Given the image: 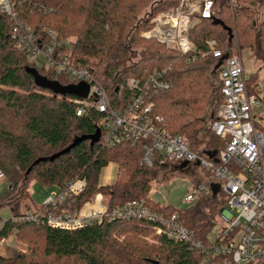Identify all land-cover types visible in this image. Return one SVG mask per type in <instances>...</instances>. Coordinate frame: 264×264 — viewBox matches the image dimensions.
<instances>
[{
  "label": "trees",
  "instance_id": "1",
  "mask_svg": "<svg viewBox=\"0 0 264 264\" xmlns=\"http://www.w3.org/2000/svg\"><path fill=\"white\" fill-rule=\"evenodd\" d=\"M239 2L243 6L242 2L249 0ZM178 5L179 0H27L17 6V13L38 36H44L49 28L59 39L68 40L72 50L66 51L72 64L89 69L104 85L114 105L136 94L127 85L129 78L144 84L152 75L165 72L171 88L154 95L155 114L163 117L167 131L189 140L193 151L215 158L225 149L227 141L216 136L210 125L206 127V116L209 114L211 124L224 96L217 59L204 54L209 51V40H216L217 47L224 52L230 51L231 45L228 31L214 21L221 20L231 28L242 51L264 52V38L257 44L253 11L241 5L233 7L227 0H215L212 19H194L188 32L192 51L184 56L142 36L153 26V17ZM11 32L10 18L0 11V172L8 181L0 208L8 206L13 216L21 215L20 207L23 199L29 197L31 179L63 190L70 180L79 178L87 182V188L76 199L78 208L98 193L103 195L109 210L141 200L155 210L177 212L197 238L206 239L224 198L206 195L185 210L161 205L150 193L162 157L158 154L152 167L141 166V144L125 142L108 147L98 142L91 146L90 140H85L54 161L35 163L65 149L76 137L94 134L101 115L91 108L87 116H78L76 96L55 95L38 87L26 71L27 66H32L27 54L11 38ZM139 49L146 55L131 67L123 68V61ZM38 70L50 80L70 84L54 69ZM258 83L256 75L250 77V93L257 92ZM256 126L264 137V128L258 122ZM201 131L206 132L208 140L206 147L197 150L195 145L204 142L197 140ZM109 163L122 167L127 180L101 185V172ZM13 230L17 241H27L29 233L43 237L44 259L35 264H51L52 258L77 260L79 264H199L202 258L200 252L190 250L184 243L157 236L150 223L139 220L105 219L102 223L69 229L7 219L0 237L9 236ZM150 232L158 239L157 243L146 239ZM16 258L24 263L28 256L19 254ZM8 261L0 254V264Z\"/></svg>",
  "mask_w": 264,
  "mask_h": 264
},
{
  "label": "built area",
  "instance_id": "2",
  "mask_svg": "<svg viewBox=\"0 0 264 264\" xmlns=\"http://www.w3.org/2000/svg\"><path fill=\"white\" fill-rule=\"evenodd\" d=\"M26 1L0 0V11L12 22L11 38L25 51L32 67L54 69L69 79L70 84H90L88 97L75 99L77 115L87 116L91 108L100 113L99 142L108 147L125 142L141 144L143 167H152L158 154L162 157L161 165L198 166L207 174L209 183L199 186L196 193L187 194L184 202L191 203L198 195L200 198L213 195L211 184L217 183L220 186L217 195L224 198L225 204L219 212L220 226H215L216 220L203 240L181 222L177 212L155 210L141 200L109 210L99 193L78 208L76 199L86 190L87 182L76 178L63 190L52 192L39 209L2 218L0 233L7 219L69 229L102 223L105 219L139 220L150 223L157 236L184 243L190 250L200 252L199 264H264V137L256 126L254 113V108L264 105L261 95L264 80L257 84L256 93H250V77L241 56L231 50L222 51L216 40L207 42L209 51L204 55L211 54L217 63L228 54L218 68L224 102L210 124L212 132L226 140L227 145L219 156L210 158L193 151L184 137L167 131L163 117L155 114L154 95L171 88L165 72L152 75L144 84L129 78L127 85L136 94L114 105L104 85L89 69L72 64L66 51L72 50L68 40L59 39L49 28L45 29L44 36H38L18 17L17 6ZM213 6L214 0H179L175 9L153 17V26L142 36L155 39L184 56L192 51L188 32L194 19H212ZM15 233L13 230L9 236L0 237V247H16Z\"/></svg>",
  "mask_w": 264,
  "mask_h": 264
},
{
  "label": "rangeland",
  "instance_id": "3",
  "mask_svg": "<svg viewBox=\"0 0 264 264\" xmlns=\"http://www.w3.org/2000/svg\"><path fill=\"white\" fill-rule=\"evenodd\" d=\"M232 51L233 53H236V50H234V48L232 49ZM145 55L146 53L143 52L141 49L132 51L130 57L123 61V68L131 67L133 64L140 61L141 58H143ZM240 55L244 63L246 74L249 77L256 75V79L259 82L264 80V52L261 49H257L256 51L245 49ZM215 83L218 84V81L216 79ZM261 95L264 97V93H261ZM254 113L256 115V121L261 125V128H264V105L261 107L254 108ZM206 117V127L209 128V114ZM205 134V131H201L198 134V142H200V140H203L204 142L195 145L194 149L201 150L206 147L208 139L207 137H205ZM116 165L118 167L117 178L112 183L118 180H127L128 175L126 174V171L118 164ZM111 170V166H107L104 168L103 172ZM207 183H209V178L207 177V174L198 166L191 164L187 168H180L175 164H162L157 169V176L152 182V190L150 195L155 201L159 202L161 205L170 204L175 209L185 210L190 207L195 201H199L200 197L198 195L196 199L191 203H185L183 198L189 193H196L198 191L199 186L205 185ZM7 188L8 181L6 179V185H1L0 187V202L5 201L2 199H4L3 197ZM56 189V187L44 185L35 179H31L28 183L29 197H25L23 199L20 210L26 212L29 210H33L37 206L43 205L46 202L47 198L50 196V194ZM12 215V211L8 206H3L2 208H0L1 218L9 217ZM219 215L220 214H218L217 216V223L215 226H220ZM26 237L27 241H17L15 239L16 247H13L12 245L0 247V254L5 258L9 259V261L4 264H35L34 262H36L37 260L43 261V237L40 234L31 233L26 234ZM146 239L149 243H157L158 241V239L154 236L152 232H150V234L146 236ZM31 242H33V244ZM32 250H34V252H32ZM19 254H24L28 256L24 263H22L16 258ZM33 254H36L35 259L33 257ZM49 261L51 264H79L77 260L71 259L57 260L55 258H52Z\"/></svg>",
  "mask_w": 264,
  "mask_h": 264
},
{
  "label": "water",
  "instance_id": "4",
  "mask_svg": "<svg viewBox=\"0 0 264 264\" xmlns=\"http://www.w3.org/2000/svg\"><path fill=\"white\" fill-rule=\"evenodd\" d=\"M214 22L217 24L223 25V27L231 34V28L224 25L221 20H215ZM227 57H228V54H226L223 59L219 60L216 67L219 68L223 60ZM26 71L34 77L35 83L38 87L50 90L55 95H62V96L74 95L78 98H87L89 95L90 84H88L87 82L63 85L59 81L50 80L46 76H43L42 74H40L39 70L35 67L27 66ZM100 138H101V129L98 127L94 134L76 137L74 141L65 149L61 150L58 153L53 154L50 157L39 158L38 160H36L35 163L54 161L60 156L69 153L73 148H75L77 145H79L81 142L85 140H90L91 146H94L96 143L100 141ZM186 165H187L186 163H183L181 166L184 167ZM196 165H199V162H197ZM211 189H212L213 195L215 196L218 194L220 190V186L217 183H212Z\"/></svg>",
  "mask_w": 264,
  "mask_h": 264
},
{
  "label": "flooded vegetation",
  "instance_id": "5",
  "mask_svg": "<svg viewBox=\"0 0 264 264\" xmlns=\"http://www.w3.org/2000/svg\"><path fill=\"white\" fill-rule=\"evenodd\" d=\"M231 6H240L239 0H227ZM215 3V0H214ZM243 6L251 11H253V20H252V26L256 31V40L257 44H260V41L264 38V0H249V2H242ZM214 7V6H213ZM228 41L231 45L230 49L234 48L236 50V53L239 55L242 53V50L240 49L238 45V38L236 34L231 30V34L228 32ZM241 56V55H240Z\"/></svg>",
  "mask_w": 264,
  "mask_h": 264
},
{
  "label": "crops",
  "instance_id": "6",
  "mask_svg": "<svg viewBox=\"0 0 264 264\" xmlns=\"http://www.w3.org/2000/svg\"><path fill=\"white\" fill-rule=\"evenodd\" d=\"M108 166H111L112 170L111 171H106V172H103L104 169L102 170L101 175H100V184L101 185L110 184L114 180H116V178H117V171H118L117 165L114 164V163H109ZM177 166L180 167V168H187L189 165L182 167L180 164H178ZM201 174H202V172H201ZM1 185L2 186L6 185V179L2 175V173L0 172V187H1ZM5 218H7V217H5Z\"/></svg>",
  "mask_w": 264,
  "mask_h": 264
}]
</instances>
